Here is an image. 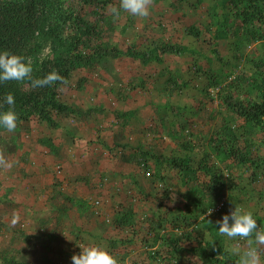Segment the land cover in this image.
<instances>
[{
    "label": "rangeland",
    "instance_id": "obj_1",
    "mask_svg": "<svg viewBox=\"0 0 264 264\" xmlns=\"http://www.w3.org/2000/svg\"><path fill=\"white\" fill-rule=\"evenodd\" d=\"M222 1L151 0L145 18L123 10L114 16L111 9L119 7V0L105 7L114 26L111 44L145 49L171 43L197 52H167L147 67L119 57L78 69L60 99L81 110L95 107V112L86 119H58L89 127L81 144L73 140L75 135L70 138V146L87 151L86 157L51 155L48 150L55 146L50 131L55 129L35 121L28 129L1 132L0 154L15 163L11 169L0 167V264L9 258L26 264H72L71 257L86 246L105 248L119 264H204L192 253L171 256L167 246L172 239L187 249L214 241L227 252L226 264H239L233 247L239 244L243 251L256 246L248 239L221 236L216 229V221L236 206L252 212L264 230V177L252 172L249 161L238 164L217 155L209 142L216 136L225 145L229 137L240 154L264 157V128L244 122L223 102L227 95L245 104L263 99L264 39L236 50L226 39L211 38L213 11ZM191 25L202 26L198 40L185 31ZM40 56H50L49 49ZM169 75L186 86L171 91ZM213 75L218 84L206 88ZM129 110L133 116L126 114ZM41 138L50 139L53 148ZM135 147L195 170L184 174L153 159L145 166L122 159L124 149ZM209 177L218 185L205 189L202 182ZM129 207L136 213L137 233L114 225L119 211ZM13 212L21 217L15 227L9 223ZM259 254L264 264V245Z\"/></svg>",
    "mask_w": 264,
    "mask_h": 264
},
{
    "label": "trees",
    "instance_id": "obj_2",
    "mask_svg": "<svg viewBox=\"0 0 264 264\" xmlns=\"http://www.w3.org/2000/svg\"><path fill=\"white\" fill-rule=\"evenodd\" d=\"M74 1L77 2L75 5L69 2L63 5L60 0H0V51L23 56L32 66L33 79L43 78L55 70L69 81L68 85L55 82L52 86L40 88H34L31 80L27 78L22 81L0 82V110H8L10 107L3 103L7 94L11 93L15 98L14 110L18 114L15 131L28 129L32 121L48 129H56L60 125L59 116L80 115L72 104L60 99L61 90L71 85L73 74L80 68H95L110 59L119 57L131 58L143 67H147L162 60L161 56L167 52L175 54L186 52L195 54L197 52L195 49L189 50L187 47L171 43L155 45L147 49H137L133 45L122 49L116 44H111V39H109L114 26L109 22L105 7L112 0ZM211 21L214 25L211 38L226 39L230 47L238 50L244 44L264 39V0H223L215 7ZM201 28L202 26L191 25L185 31L198 40L203 31ZM46 48L49 49L50 56L41 57L42 51ZM258 67L261 68L260 65ZM214 78V75L208 77L206 88L218 84L217 79ZM166 81L171 91H178L186 86L185 82L180 83L178 78L171 75ZM262 82H264V77ZM261 85L263 87L264 83ZM223 102L244 122L264 128V97L261 101L245 104L227 95ZM128 113L131 114L132 111H126V114ZM4 131L7 132L0 129V143L4 141L1 133ZM216 138L218 139L216 136L210 137L209 142L217 155L224 154L225 157H230L238 164H245L249 161L252 172H258L264 177V157L249 159L246 155L239 153L236 142L230 143L229 137L225 145L221 139L217 141ZM39 141L53 148L50 139L41 138ZM220 145H222L221 148ZM133 150L135 151L126 152L124 149L127 162L137 161L145 166L149 160L153 159L157 163L162 162L169 168L184 174L195 170L186 162L168 161L160 156L154 157L139 147ZM127 155H133V157ZM202 183L205 189L218 185L216 182L211 183V177ZM161 219L162 217H158L156 222L159 223ZM113 221L119 230L129 229L137 233L136 213L131 207L119 211ZM22 227H25L24 223ZM178 242L179 239H172L171 245L167 246V252H171V256L182 252L192 253L194 258L202 260L204 264H226L228 260L225 249L214 241L207 247L197 246L190 249L182 247ZM156 255L164 257L159 250L156 251ZM3 261L4 264H26L12 258L3 259Z\"/></svg>",
    "mask_w": 264,
    "mask_h": 264
},
{
    "label": "clouds",
    "instance_id": "obj_3",
    "mask_svg": "<svg viewBox=\"0 0 264 264\" xmlns=\"http://www.w3.org/2000/svg\"><path fill=\"white\" fill-rule=\"evenodd\" d=\"M151 0H119V7H112L111 12L118 17L123 10L133 16L145 18L149 16V5ZM32 66L20 55L12 54L8 51H0V82L22 81L30 79L34 88L52 86L55 82L68 85L69 81L58 71H52L43 78H32ZM3 103L9 105L8 110H0V129L13 132L17 128L18 114L14 110L15 98L9 93ZM14 161L7 160L0 154V167L11 169ZM212 209H207V214H211ZM21 217L18 212H13L9 221L11 227L20 223ZM216 229L221 236L235 240L236 238L248 239L250 244L254 242L256 246H250L247 250H241L236 244L232 252L239 257V264H261L259 246L264 245V230L258 226L257 220L250 211H243L239 207L234 208L229 214L222 216L216 221ZM72 264H119L118 259L111 255L105 248L100 246H86L79 254L71 257Z\"/></svg>",
    "mask_w": 264,
    "mask_h": 264
},
{
    "label": "crops",
    "instance_id": "obj_4",
    "mask_svg": "<svg viewBox=\"0 0 264 264\" xmlns=\"http://www.w3.org/2000/svg\"><path fill=\"white\" fill-rule=\"evenodd\" d=\"M133 46H135L134 44H132ZM130 46V45H129ZM155 46V45H154ZM136 48V46H135ZM122 49H126V48H122ZM137 49H140L137 47ZM144 49V48H142ZM147 49V48H145ZM131 59V58H129ZM68 103V102H67ZM70 104H72L75 107L76 112H80V117H83L86 119L87 115L89 116H93V113L95 112V107L92 108H87L85 110H81V107L78 106L77 104H74L73 101L69 102ZM100 106V105H99ZM101 107V106H100ZM131 111V110H129ZM84 112V113H83ZM133 113V111H132ZM134 114V113H133ZM71 120V119H69ZM85 124L83 125H78L75 122H65V123H60L59 127L56 128L55 130L50 131V138H52V142L54 143L55 149L53 150H48V152L55 156L58 153H66V157L65 158H69V157H74L75 154L79 153L80 156L82 157H86V155L88 154V152L83 149H79V150H74L71 146H70V138L73 137V135H75V138L73 139L77 144H81L84 141V130H86L87 133H89V130L86 126V128H84ZM123 150V148H122ZM83 151V152H81ZM131 151H135V150H126V152H131ZM130 156L131 158L133 157V155H127ZM56 159V158H55ZM122 159H126V155L124 154L122 156ZM55 163V161H53ZM66 176H71V173H68V175ZM39 192H41L39 190Z\"/></svg>",
    "mask_w": 264,
    "mask_h": 264
}]
</instances>
